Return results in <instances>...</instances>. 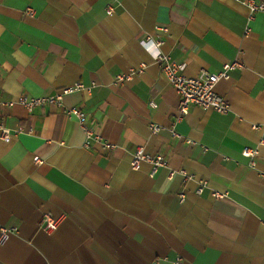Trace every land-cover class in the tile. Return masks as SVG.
Returning <instances> with one entry per match:
<instances>
[{"label":"crops","instance_id":"obj_1","mask_svg":"<svg viewBox=\"0 0 264 264\" xmlns=\"http://www.w3.org/2000/svg\"><path fill=\"white\" fill-rule=\"evenodd\" d=\"M160 26L158 49L144 41ZM159 50L189 76L238 61L216 85L229 112L191 105L180 116ZM78 82L62 107L17 102ZM72 106L100 136L88 146ZM0 121L13 132L0 133V228L18 230L0 264H264V11L240 0H0ZM139 146L168 165L133 168ZM245 147L258 148L256 166ZM45 213L62 218L53 232Z\"/></svg>","mask_w":264,"mask_h":264},{"label":"built area","instance_id":"obj_2","mask_svg":"<svg viewBox=\"0 0 264 264\" xmlns=\"http://www.w3.org/2000/svg\"><path fill=\"white\" fill-rule=\"evenodd\" d=\"M247 5L250 15L253 16L256 12L264 11V2L257 0H240ZM113 7H109L108 12H111ZM168 34V28L160 26L157 28L156 33L149 34L146 37L145 43L152 42L159 49L163 44V37ZM156 57L161 66V71L165 76L167 82L173 86L179 96L178 111L180 116L186 114L191 105L200 106L203 109H211L219 113H228L230 110L229 102L225 96L218 93L216 90L217 83L229 76L230 71L233 68L240 66L238 61L227 62L217 72H211L207 69H202L198 75L189 76L185 73V64L172 60L171 56L161 52H157ZM146 68V64L142 62L138 67L131 68L126 73L117 74L115 82L122 83L128 80L135 73H142ZM86 87L82 82H78L74 85L64 87L62 90L52 95H29L23 94L17 100L18 103L23 105L29 112H32L34 108L45 105H54L58 107L63 106V97L65 94L71 93L75 90H84ZM153 103V102H152ZM10 105L14 102H9ZM153 105H155L153 103ZM64 112L72 117H75L84 133L86 134L85 145L88 146L91 140L99 139L100 136L95 134L94 129L91 127L89 120L90 114L79 106H72L64 108ZM254 128L260 129L261 125L254 124ZM152 133L159 131L160 126L157 124H151ZM23 131V127H18L14 133ZM0 133L4 140L8 141L13 134L10 128H7L3 122L0 121ZM175 135H177L174 132ZM264 140V138H262ZM242 154L249 158L251 166H256L258 157V148L245 147L242 150ZM149 161L152 165V174L159 168L168 165L167 158L162 154L152 155L145 151L142 146H139L134 153L132 166L138 168L142 161ZM264 174V170H263ZM216 197H220L219 192L215 193ZM61 216L56 217L51 213H45L41 220V228L46 232L55 231L60 223ZM17 228L1 226L0 228V243L5 242L12 234L17 233ZM172 264H187L184 259L177 257Z\"/></svg>","mask_w":264,"mask_h":264},{"label":"clouds","instance_id":"obj_3","mask_svg":"<svg viewBox=\"0 0 264 264\" xmlns=\"http://www.w3.org/2000/svg\"><path fill=\"white\" fill-rule=\"evenodd\" d=\"M145 46V45H144ZM156 46V45H155ZM151 52V51H150Z\"/></svg>","mask_w":264,"mask_h":264}]
</instances>
